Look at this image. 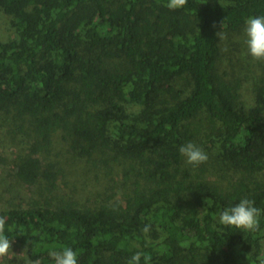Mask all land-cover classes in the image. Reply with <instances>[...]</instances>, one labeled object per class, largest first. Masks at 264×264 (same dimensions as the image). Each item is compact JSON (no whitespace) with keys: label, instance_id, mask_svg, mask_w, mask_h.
I'll return each mask as SVG.
<instances>
[{"label":"trees","instance_id":"16d2710c","mask_svg":"<svg viewBox=\"0 0 264 264\" xmlns=\"http://www.w3.org/2000/svg\"><path fill=\"white\" fill-rule=\"evenodd\" d=\"M167 2L0 0L14 32L0 40V114L32 131L17 178L44 177L53 192L38 152L56 131L75 157L122 177L119 199L45 196L0 209L31 263L54 264L62 247L77 264H128L136 252L151 257L139 264L264 261V82L244 105L216 69V33L241 31L264 15V0ZM188 142L214 150L225 181L190 169L178 151ZM245 198L261 209L259 229L222 225L220 213Z\"/></svg>","mask_w":264,"mask_h":264},{"label":"rangeland","instance_id":"374dc122","mask_svg":"<svg viewBox=\"0 0 264 264\" xmlns=\"http://www.w3.org/2000/svg\"><path fill=\"white\" fill-rule=\"evenodd\" d=\"M244 29L245 26L239 32L221 31L225 38L219 39L220 56L216 69L226 81L237 85L239 100L248 105L253 101L255 87L264 82V61L254 60L247 55ZM13 35L9 18L0 12V40ZM18 125L4 121L0 114V209L19 204L26 206L34 199L42 202L45 196H54L58 201L73 200L79 206L94 205L114 193L119 199L121 171L118 169L110 173L102 167V163L95 167L94 159L75 157L60 131L54 132L51 142L38 152L42 169H50L55 174L53 192L47 190L44 177L32 185L22 183L16 176V165L19 157L30 152L31 137L27 134L32 131L27 123H24L23 131L17 128ZM200 148L208 157L200 166L207 168L211 180H220L219 175L223 172L226 176L230 175L225 167V171H222L221 164L214 159L212 148L205 144H201ZM197 166L189 167L195 170ZM0 264L33 263L26 258L25 248L12 242L8 255L0 257Z\"/></svg>","mask_w":264,"mask_h":264},{"label":"clouds","instance_id":"9594fccd","mask_svg":"<svg viewBox=\"0 0 264 264\" xmlns=\"http://www.w3.org/2000/svg\"><path fill=\"white\" fill-rule=\"evenodd\" d=\"M186 4L187 0H168L166 7L169 10H177ZM244 34L247 55L254 60L264 61V15L249 16L245 21ZM216 35L218 39L225 38L221 31L217 32ZM178 151L189 165L197 166L205 163L208 159L207 153L192 142L181 145ZM260 216L261 209L255 206L253 200L245 198L234 206L225 208L219 215V222L228 227L255 232L260 226ZM5 223V218L0 217V257L7 256L12 245L11 240L5 234ZM142 231L147 233L150 231V227L145 225ZM141 256L146 262L151 259L147 254L136 252L128 264H139ZM51 257L54 264H77V252L70 247H62L61 250L52 252ZM261 264H264V261H261Z\"/></svg>","mask_w":264,"mask_h":264}]
</instances>
